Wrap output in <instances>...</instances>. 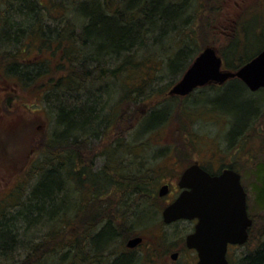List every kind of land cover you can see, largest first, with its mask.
<instances>
[{
  "label": "trees",
  "instance_id": "obj_1",
  "mask_svg": "<svg viewBox=\"0 0 264 264\" xmlns=\"http://www.w3.org/2000/svg\"><path fill=\"white\" fill-rule=\"evenodd\" d=\"M52 4L57 3L5 0L0 13V42L15 44L19 53L24 50H20L24 41H37L38 50L50 51L64 71L53 84L40 86L41 102L52 105V125L43 133L35 157L27 164L24 181L0 199V257L7 264H49L66 249V264H83L87 255L84 249L89 248L96 255L92 264H136L127 248L120 253L112 250L108 255L109 246L121 243L132 232V220L158 198L157 179L163 172L153 165L174 153L181 154L180 147L171 141L161 144L149 139L169 123L176 104L192 93L182 101H178L180 96L166 94L203 48H195L193 27L201 8L187 0H63L59 4L65 8L64 16L59 15V24L52 25L41 16ZM12 6L10 16L6 15V8ZM66 13L70 16L65 19ZM62 19L66 20L64 24L74 20L78 31L62 26ZM244 24L245 21L236 23L221 47L213 43L215 40L205 44L216 46L224 67L231 70L264 47L263 44L254 54L242 52L246 46L238 36L246 32ZM261 29L258 27V33ZM151 60L159 61V67H148L152 74L137 78ZM44 67L41 63L13 62L7 65V71L27 86L47 74ZM163 73L171 75V80L158 86L154 82L164 78ZM204 88L247 94V104L236 110L221 112L211 99V108H205L232 117L225 120L231 124L225 132L228 142L253 128L264 99L256 101L257 94L253 97L242 81L234 78L224 86ZM154 96L163 98L135 118L136 124L127 127L123 137L103 143L109 139L115 120L120 119L117 116L124 115V102L133 106ZM190 102L193 103L188 102V106L194 109L189 110L185 104L182 113L192 116L203 108L204 101ZM260 135L264 143V131ZM98 145L97 152L86 162L81 153ZM97 158L102 161L96 167ZM257 171L262 175L257 174L256 196L264 207V160ZM79 219L82 226L76 228ZM43 226H47L46 233L31 242ZM73 228L77 231L70 241L68 232ZM82 240L81 247H76ZM106 246L107 258L99 255ZM16 247L25 254L20 260L13 255ZM241 261L264 264V231L258 248Z\"/></svg>",
  "mask_w": 264,
  "mask_h": 264
},
{
  "label": "rangeland",
  "instance_id": "obj_2",
  "mask_svg": "<svg viewBox=\"0 0 264 264\" xmlns=\"http://www.w3.org/2000/svg\"><path fill=\"white\" fill-rule=\"evenodd\" d=\"M59 1L63 0H54L57 4H52L48 11L41 12L42 18L48 20L52 25L59 24L57 17L65 13V8L63 4H59ZM187 1L201 8L200 15L195 17V22L193 23L196 32L195 48L204 47L205 44L214 40L215 42L213 43L221 47L224 45L227 37H229L230 32L235 29L233 26L236 23L244 21L247 25V30L245 33L240 32L238 36L239 41L246 46L242 49V52L254 54L264 44V0ZM4 2L5 0H0L1 14L4 10ZM12 9L13 6L11 9L6 8L5 14L10 16ZM67 15L70 16V14L66 13L65 19L68 18ZM13 18H16V16L14 15ZM65 19H62L61 25L67 26L68 30H75L77 32L78 29L74 28V20H69L64 24ZM261 26V32L258 33V27L261 28ZM38 45L39 42L37 41H24V44L20 47V50H24L18 53L15 44L8 45L0 42V199L10 189H13L15 185L24 181V170L27 164L30 163V160L35 157L43 133L48 130L47 128L53 122L50 108L52 105L41 102L42 95H40L39 88L40 86L53 84L54 80L64 71L63 68L59 67L56 57H51L50 51L47 52L45 50L43 52L38 50ZM45 58L49 60L44 62ZM13 62L41 63L45 67L47 66V74L40 76L32 85H22L18 81L17 76L12 75L10 70L7 71V65ZM147 65L137 78L141 79L144 76L151 75L153 71L148 67H159V61L151 60ZM162 76L165 77L155 80L154 83L156 85L164 86L166 82L171 80V75L163 73ZM225 84L220 86H224ZM204 87L196 88L182 103L176 104V108H173L169 116V123L164 125L156 135L154 134L149 139L153 143L160 142L161 144H168L171 141V144H177L181 151L180 155L174 153L153 165L157 169L162 168L158 172H163L157 179V188L171 181L173 182V188V177L177 167L194 160L209 165L213 169L216 166L227 164H233L239 169L242 174L243 184L247 190L248 209L253 218V223L248 242L244 245L242 244L241 247L231 248L229 250V258L232 259V264H243V261H241L242 257L248 255L251 251L254 252L263 239L264 207H261L258 203L255 190V187L258 185V179L257 183H255L253 175H255L259 163L264 160V143L261 140L262 135H260L264 131V107L261 114H258V118L253 123V128L243 131L234 142H228L225 132L228 131L231 124L229 123L230 121H227V123L225 120L226 117L230 119L232 117L229 115L225 116L221 112L225 111L227 113L247 104V94L244 93L246 95H242V93L236 92L233 89L210 91ZM255 94H257L255 96L256 101L264 99V87L252 92L253 97ZM162 98L163 96H154L151 100L142 101L133 106L124 102L121 109L124 115L117 116L120 119L115 120L113 131L109 134V139H104L103 143L106 144L108 141L123 137L125 129L133 127L136 124L135 118H138L140 114L147 111L149 107L161 102ZM183 99L184 97H180L178 101H182ZM195 99L204 101L201 106L204 109H197L199 112L193 113L192 116H189L191 113L189 115L182 113L181 107L185 104L188 106V102L191 104L193 102L190 101ZM210 99L216 105L215 109H220L221 112L219 110L211 111V109H205L206 107L211 108ZM188 109L192 110L194 107L190 105ZM117 128L118 131L116 132ZM99 146L86 148L81 153L86 162L94 156ZM101 161V158L95 160L96 167L101 165ZM257 174L262 175L258 171ZM173 195L174 189L163 197L157 196L158 198L150 203L144 212L140 213V217L136 216L132 220V232L124 237L121 243L117 242L115 247L109 246V252L112 250L119 253L126 251V240L136 234H143L145 241L142 246L138 250L130 252L133 259L136 260V264H189L191 254L186 248H183V239L189 230L190 223L183 220L166 225L163 224L161 219V210L173 198ZM81 221L79 219L76 222L78 224L76 228L82 226ZM46 231L47 226L40 227L37 235L31 239V242H37ZM76 231L75 228L72 229L71 233L67 231L71 237L70 241L76 235ZM64 236L66 240L67 233ZM65 244L63 247H65ZM81 244H83V240L76 243V247H81ZM70 248L72 247L70 246ZM176 250L179 251L178 258L172 261L170 254ZM66 251L65 249L61 254H56L54 260L48 261L49 264H66V260L69 257L68 252L64 256ZM84 252L87 255L83 264H92L91 261H94L96 258L95 252L89 248H85ZM13 253L16 260H20L25 255L23 254L24 251L17 250V247ZM106 254L107 246L100 251L99 255L107 258ZM19 255L20 257H17ZM112 258L113 255L109 257V260ZM0 264H7L4 257H0Z\"/></svg>",
  "mask_w": 264,
  "mask_h": 264
},
{
  "label": "water",
  "instance_id": "obj_3",
  "mask_svg": "<svg viewBox=\"0 0 264 264\" xmlns=\"http://www.w3.org/2000/svg\"><path fill=\"white\" fill-rule=\"evenodd\" d=\"M234 78L242 81L251 92L264 87V47L237 69L231 70L224 67L216 46L206 45L167 94L184 97L196 88L222 85ZM179 187L181 192L161 212L163 222L197 218L194 231L186 236L187 247L194 248L198 255L195 264H230L226 257L228 244H243L251 224L246 210V191L239 174L225 169L221 174L211 176L193 164L182 173ZM168 190V184H162L157 194L164 196ZM142 240V236H134L125 245L134 248ZM170 256L176 259L177 253Z\"/></svg>",
  "mask_w": 264,
  "mask_h": 264
},
{
  "label": "flooded vegetation",
  "instance_id": "obj_4",
  "mask_svg": "<svg viewBox=\"0 0 264 264\" xmlns=\"http://www.w3.org/2000/svg\"><path fill=\"white\" fill-rule=\"evenodd\" d=\"M193 164L199 165V167L201 169H203L204 171H206L207 173H209V175H211V176L219 175L225 169H231V170H233V171H235L236 173L239 174L240 182H241V184L243 185V187L245 189V186L243 184L242 174L239 171V169H237L233 164L220 165V166H216L213 169V167H211L209 165L203 164V163H201L198 160H194L193 162H190V163H187V164H185L183 166L177 167L176 173L174 174V177H173V180H174V186H173V188H172V185H173V182L172 181L169 182V183L168 182L166 183V184H168V187H169V190H168V193L167 194L171 193V190L174 189L173 198L168 203H170L171 201H173L178 196V194L181 192L182 188L179 187L180 177H181L182 173L185 171V169H187L189 166H191ZM253 176H254V179L256 181L255 183H257V177H258L257 176V170L255 172V175H253ZM245 191H246V210H247L248 217L251 220V224L247 228V239L245 240V242L243 243V245L246 244V242H248L247 240L249 238L251 226H252V223H253V218L250 215L249 209H248V203H247L248 194H247V190L245 189ZM161 212H162V210H161ZM183 220H186V221H188L190 223L189 230L187 231V233H186V235H185V237L183 239V244H184L183 248H186V250L189 251L190 254H191L190 259H189V264H195L197 262V260H198V255H197V252H196V250L194 248H188L187 247V245H186V236L194 231L195 225H196L198 219L197 218H192V219H179V220L173 221L171 223H163V224L171 225V224H174L175 222H179V221H183ZM142 236H143V241L140 244H138L136 247L131 248V249H128L129 251L138 250L139 247L142 246V244L145 241V236L143 234H142ZM241 246H242V244H231V243L228 244V246H227V252H226V257H227V259H228V261H229L230 264H232V259L229 258V250L231 248H234V247L235 248H238V247H241ZM173 252H176L177 253V257H176V259H177L178 258V255H179V251L176 250V251H173ZM108 255H109V251H108ZM170 259L172 261H175L176 260V259H172L171 256H170Z\"/></svg>",
  "mask_w": 264,
  "mask_h": 264
}]
</instances>
